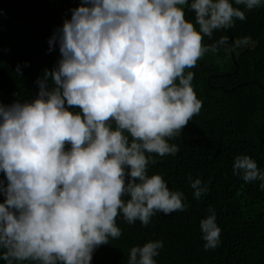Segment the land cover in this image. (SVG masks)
I'll use <instances>...</instances> for the list:
<instances>
[{"label": "clouds", "instance_id": "9594fccd", "mask_svg": "<svg viewBox=\"0 0 264 264\" xmlns=\"http://www.w3.org/2000/svg\"><path fill=\"white\" fill-rule=\"evenodd\" d=\"M264 0H81L49 40L57 66L27 101L0 104V259L5 264H92L97 248L122 235L117 217L148 226L158 213L186 211L182 191L161 174L155 156L199 114L188 71L211 49L204 37L246 19ZM195 14L186 19L185 8ZM197 25L199 26L197 28ZM252 43L237 38L232 50ZM17 72H21L20 66ZM233 174L248 183L264 170L237 155ZM194 196L208 183L190 181ZM200 222L205 250L221 243L214 208ZM162 240L133 246L127 264H157Z\"/></svg>", "mask_w": 264, "mask_h": 264}, {"label": "trees", "instance_id": "16d2710c", "mask_svg": "<svg viewBox=\"0 0 264 264\" xmlns=\"http://www.w3.org/2000/svg\"><path fill=\"white\" fill-rule=\"evenodd\" d=\"M80 4L81 0H0V104L38 94L37 81L61 58L58 44L49 51V40ZM234 6L245 10L244 5ZM185 12L195 23L194 12L188 7ZM245 14L246 19H236L232 28L204 37L210 49L224 36L229 45L209 50L188 69L195 73L192 83L202 100L201 111L170 140L179 147L178 154L155 156L156 162L149 165V175L161 174L171 190L184 193L187 210L158 213L148 226L139 221L128 224L118 216L122 235L97 248L92 264H127L130 249L150 240L164 243L157 264H264L261 181L248 183L233 174L234 159L241 154L251 156L264 170V5ZM244 37H251L252 43L232 50L233 42ZM197 178L210 189L199 200L190 184ZM0 180L6 183L3 174ZM4 200L0 193V203ZM209 208H214L222 234L217 248L205 250L200 222L210 214ZM0 264L5 262L0 259Z\"/></svg>", "mask_w": 264, "mask_h": 264}, {"label": "water", "instance_id": "95a60500", "mask_svg": "<svg viewBox=\"0 0 264 264\" xmlns=\"http://www.w3.org/2000/svg\"><path fill=\"white\" fill-rule=\"evenodd\" d=\"M233 57L235 58L234 54H233ZM237 63V61H235ZM235 89V88H234Z\"/></svg>", "mask_w": 264, "mask_h": 264}]
</instances>
